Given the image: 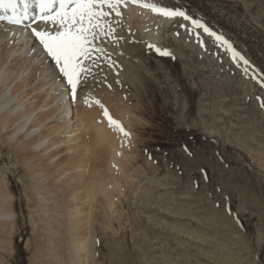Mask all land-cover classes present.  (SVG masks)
I'll list each match as a JSON object with an SVG mask.
<instances>
[{
  "label": "rangeland",
  "instance_id": "rangeland-1",
  "mask_svg": "<svg viewBox=\"0 0 264 264\" xmlns=\"http://www.w3.org/2000/svg\"><path fill=\"white\" fill-rule=\"evenodd\" d=\"M128 1L132 5L127 3L121 9L123 15L131 6L145 10V2L184 10L228 39L250 63L245 66L232 61L224 47L202 29L194 28L191 21H158L161 15L150 10L149 27L158 26L156 39L148 41L146 33L137 35L131 27L122 37L137 46L138 52L132 51L127 57L137 66L139 79L115 78L110 83L112 91L102 88L100 78L91 85L85 81L75 99L63 86L66 82L57 79L71 108L66 105L68 114L53 115L37 125L35 133L44 126L67 122L45 138V144L56 138L62 141L48 145L43 152L27 145L30 157L35 155L40 162H63L55 170L63 167L64 171L44 181L58 184L54 186L57 191L52 187L38 189L42 180L30 181L24 176L25 166L32 163L30 158L22 165L17 155L0 149V181L4 177L11 185L14 202L12 238L7 251H0V264H264V109L256 99L264 98L259 83L264 79V0H140L134 5ZM11 26L1 22L0 29ZM25 34L27 29L10 53L6 51L12 45L10 36L2 48L5 63L0 66V77L14 64L8 80L0 79V90L13 93L14 100L7 107L12 110L21 90H30L50 72L45 69L26 87L15 90L48 61L39 44L38 58L36 50L29 51L30 45H22ZM109 45L104 43L103 47L115 56L124 49L119 41L111 40ZM148 45L172 55L162 56ZM14 56L15 63L11 59ZM82 92L87 93L83 98ZM28 97L17 107L22 109L33 101ZM95 104L109 111L108 116L98 113V117H89V109ZM35 112L29 114L28 122ZM109 116L129 135L110 123ZM87 119L90 123L86 125ZM95 124L111 128L110 141L87 166L75 167L78 160L72 156L78 150L65 148L76 145L78 136L86 133L88 144L90 127ZM56 149L64 151L51 157L50 151ZM15 166L21 172L12 171ZM88 168L99 174L92 170L85 175ZM74 177L77 182L83 181L79 177L104 178L97 187L106 191L100 188L103 192L99 194L93 186L88 201L72 209L70 184ZM54 201L61 207L48 210L46 217L42 203L54 206ZM68 211L86 214L88 220L81 228L87 226V232L94 234L85 240L82 258L72 242L61 238L65 230L59 220L63 216L66 220ZM48 215L58 220L47 222Z\"/></svg>",
  "mask_w": 264,
  "mask_h": 264
},
{
  "label": "bare ground",
  "instance_id": "bare-ground-1",
  "mask_svg": "<svg viewBox=\"0 0 264 264\" xmlns=\"http://www.w3.org/2000/svg\"><path fill=\"white\" fill-rule=\"evenodd\" d=\"M127 3H128V5H132L129 3V1ZM151 13L152 12H150V9L147 10L145 8V10H141L137 7L131 6V9L129 10V12L126 15H122V18H118L119 19L118 25L116 24V19H114L113 23H114V26L116 27L115 35L117 36V34H118L119 36L123 37L124 33L126 31L128 33L129 32L128 28L131 27L137 33V35L142 34V33H146V36H145L146 39L148 41H153L154 39H156L158 33L156 30L157 28H155L157 25L154 28H152V30L149 27V25H150L149 14L151 15ZM169 19L170 18H166V17L161 15V17L159 16L157 20L166 22ZM1 22L2 21H0V24H1ZM21 27L22 26H13L12 25L8 29H4V30L0 29V66L4 62V60H3L4 58H2L1 55L3 53L2 48L6 47V44H7L6 42H8L6 40L12 38V45H11V47L10 46L7 47L8 49L6 50L10 53V50L13 49V47L16 44L17 45L19 44L20 37L22 35H24V31L26 29L21 28ZM125 29H127V30L125 31ZM14 32H16L15 37H12L14 35ZM25 35H27V39L25 42L22 43V45L23 44L24 45H30L29 51H32V52H34L33 49H35L37 54H34V55H35V58H38V52H37L38 51L37 50L38 49V47H37L38 43L33 40V37L30 33V30L27 29V34H25ZM8 36H10V38H7ZM28 38L30 40L32 39V41L35 42V44L33 42L30 44V40ZM110 41H111V39L105 41V43H107V45L110 46L109 45ZM118 41H119L120 45L124 46V49H122L118 53L119 56L113 55L111 52H109L106 49V52L111 57V61L113 63L110 64L106 58H102V59L96 61L95 64L91 65V72H90V74H88L84 78L83 82L87 81L86 84L91 85L95 80L100 78L99 81L102 82V84H103L102 88H105V89L112 91L110 83H112L115 78L120 80V81L124 80V79H126L128 81H131L133 79H139L140 72H139L137 66L130 60V58L127 57V55H130L133 53L132 51H134V54L138 52V50H136L137 46L135 47L132 42L128 43L127 41H129V40L126 41L123 38L119 39ZM15 58H16L15 56L12 57L11 58L12 61H14ZM32 58L33 57H31V60L35 59V58L34 59H32ZM45 61H47V60H45ZM42 62H44V61H42ZM14 63H15V61H14ZM50 63H51L50 61H47V63L42 65L41 67L38 66L36 68V70H33L34 73L32 75L30 74L31 75L30 80L28 79V80H26V82L24 81L25 83L21 82V84L18 83L19 85L15 86V90L22 89L23 86L26 87V85L29 83V81H32L34 78H37L38 76L40 77L41 74L44 73L45 69H46V71L50 69L48 77H47V75H42V76H44V77H42L43 79L34 83L29 88L30 90L25 91L26 89L24 90V88H23V91L21 90V92H20V93H22L21 96L18 97V99H16V102L14 101L15 104L13 103L14 104L13 108L16 107L15 109H13V110H12V108L8 109L10 102H13V100H14V97H12L13 93H7L4 91V89L0 90V149L4 152H7V154H11V155L13 154L14 156L17 155L19 157V163H22V165H25L26 162L30 158L32 160V163H28L27 164L28 166H25L26 171H25L24 176L25 177L29 176L30 181H36V180L39 181V179L42 180V182H40L38 184L39 185L38 189H41V190L47 189L48 187H52V189H54L55 185L58 186V184H56L55 182L50 184L49 182H44V181L47 180L48 176L57 177L58 174H61V172L64 171L63 167H62L63 170L60 169L61 171L60 170L57 171V170H55V168L58 167L59 162H60V164H62L63 162H61V159H59V160L56 159L53 163L40 162V158L36 159L35 155H31V157H30L29 150L27 149V145L32 144L34 149L38 148L39 152L40 151L43 152V150L48 148L47 147L48 145L52 146V145H56L57 143L61 142L62 140H60V138L59 139L56 138L54 140H51L48 144L47 143L45 144V138L48 135H50L51 133L56 132L58 129H60V127H65L67 122L62 121L60 123L51 124L50 128L44 126L45 128L43 127L42 129H40L36 133H35V129H36L37 125H39V124L41 125L44 121L48 120L53 115L58 116L61 114L63 115V113L65 115L67 113V111L70 110V109H68V107L70 106V108H71V102H69V97H67V94L64 90L65 88H63V86L60 87L58 80L53 76L51 66H49ZM153 64H154V62H153ZM13 65L14 64H12L10 69L8 71H6V73L2 77H0V79L2 81L8 80V77L11 75V72L14 69ZM150 71H151V69H150ZM115 72H118V74H115ZM15 73L17 74V72H15ZM46 77H47V79H45ZM14 78H16V76L13 77V79ZM49 79H52V80L54 79V80L52 83H49ZM56 81L58 83H56ZM47 83H49V84L45 88V85H47ZM79 88L80 87H78V90H79ZM66 90H67V88H66ZM11 92H12V90H11ZM65 94H66V96H65ZM68 94H69V91H68ZM86 95H87V93H85V92L81 93L82 98ZM9 96H11L12 98H8ZM28 96H30V98H33V101L28 102V104L26 106H23L22 109H21V107L18 108L17 106H20L22 104V102H24L25 98H29ZM66 105H68L67 108H66ZM39 107H44V108H46V110L44 109L45 111L44 110L41 111L42 109L40 110ZM33 112H35L34 119L32 121L28 122L29 114H32ZM98 113H100L101 115L104 114V110H102V107L98 104L93 105L89 109V112H88V114L90 115L89 117H92V116L98 117V115H99ZM111 113H112V111H111ZM62 118H60V119H62ZM84 123L86 125L89 124L90 123L89 119H87ZM10 126H12V128L8 129V127H10ZM90 128L92 130V131H90V133H92V134L91 135L88 134L89 135L88 139H90L88 144H87V140L84 137L87 134L86 133L85 135L81 134L80 138L78 136V138H77L78 141L76 140V142H78V143L76 145L74 144L73 147L65 148V150L69 149L71 151L72 150L73 151L78 150L77 151L78 154L74 155L73 154L74 152H73L72 154L74 156L71 155L73 158H77V160H78L74 163L75 167L87 166L89 162L93 161V160H91V159H93L91 157L94 156L97 158V156L100 155V153L103 151V149L106 148V145L110 141L109 140V133H110L109 131L111 128L105 129L102 125L97 126L96 124H95V126L93 125ZM77 132H78V130H77ZM97 150H98V152H97ZM61 151H59V149L57 150V152H54L52 150V151H50V156L51 157L56 156L55 154L59 153ZM47 154H49V153H47ZM95 155H97V156H95ZM69 159H71V158H69ZM69 159H67V160L69 161ZM78 162L79 163L82 162V163L77 164ZM89 167H90V165H89ZM70 168H71V166H70ZM91 169L93 170L94 173L99 174L97 172L98 170L95 171V169H93V168H91ZM92 170L90 171V169L88 168L85 175L90 174V172H92ZM12 171L19 173V172H21V168L19 166H15V168ZM75 178H77V177H74V179ZM84 178L79 177L78 179L83 180L80 182H77L78 180L73 179L74 182L70 184V186L73 187L72 193L70 195L74 196L72 202L70 203L73 205V206H70V208H72V209L77 210V207H78V205H80V202L82 204V202L88 201V194L91 192V189H93V186L97 187V183L101 179L104 180V178L100 179L99 177L90 178V179H88V178L84 179ZM48 180H50V179L48 178ZM100 188L102 190H105V189L100 187V185L97 187L99 194H102L103 191ZM94 190H95V187H94ZM55 191H57V190H55ZM52 192H53V190H52ZM11 193H12L11 185L9 183L5 182V178L3 177L2 180L0 181V251L1 252L7 251L8 247L10 245V242H11V238H12L13 221L10 220V217H11V214L13 212L14 202L12 200ZM26 194H28V191L26 192ZM44 197L45 196H42L41 198L44 199ZM32 204H34V203H32ZM53 204H54V206H46L47 205L46 203H42L43 209L45 208V211L42 210V211H44L43 215H45L47 217L46 212H48V210H50V209H53V208L60 209L61 206L58 205L59 203L57 204V202L54 201ZM64 213L65 212H63V214ZM60 214H62V213H60ZM80 215L81 214L78 211L75 213L72 212V214L69 211L66 212L65 213L66 220H64V216H63V218H60L61 220H59V226L61 228L63 227V229L65 231L64 232L61 231L62 237L58 236V237H61L64 239L67 238L70 243L72 242L71 244H72L73 248H75V253H77L78 251L80 252L78 254L79 257L83 254V244H85V242H86L85 240H88L94 236L93 233L90 234L87 232L88 231L87 226L85 228H81V225H83V222L84 221L87 222L88 216L86 217V214H84V216H82V215L80 216ZM48 216L49 217L47 218V220H48L47 222L54 223L58 220V218H56L55 216H52V215H48ZM52 227H53V225L51 226V228ZM57 231H58V229H57ZM80 258H82V257H80Z\"/></svg>",
  "mask_w": 264,
  "mask_h": 264
},
{
  "label": "snow or ice",
  "instance_id": "snow-or-ice-1",
  "mask_svg": "<svg viewBox=\"0 0 264 264\" xmlns=\"http://www.w3.org/2000/svg\"><path fill=\"white\" fill-rule=\"evenodd\" d=\"M131 2L139 4L140 0ZM126 6L127 0H0V21L30 30L44 58L51 62L53 76L66 82L63 86H66L71 98L75 99L78 87L91 72L92 64L102 58H106L110 64L113 63L103 44L109 39L114 41L122 39L115 35L116 27L113 21L116 19V24H119L118 18H122L123 15L121 9ZM142 7L166 18H183L185 21H191L194 28L202 29L224 47L232 61L249 65L250 62L228 39L213 31L201 20L187 15L184 10L147 2L143 3ZM39 24L45 27L40 28ZM196 39L203 47L204 42L199 33H196ZM148 47L154 48L162 56L172 55L166 49L155 45ZM244 71L247 72V67ZM259 83L264 88V79ZM256 99L259 107L264 109V98L257 96ZM104 114L108 116L106 109ZM109 121L116 124L125 136L129 135L122 126H119V122L113 121L110 116Z\"/></svg>",
  "mask_w": 264,
  "mask_h": 264
}]
</instances>
